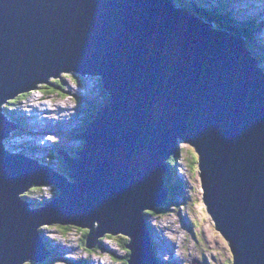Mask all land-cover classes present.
I'll list each match as a JSON object with an SVG mask.
<instances>
[{
    "label": "water",
    "instance_id": "water-1",
    "mask_svg": "<svg viewBox=\"0 0 264 264\" xmlns=\"http://www.w3.org/2000/svg\"><path fill=\"white\" fill-rule=\"evenodd\" d=\"M176 5L0 0V110L51 81L108 96L69 134L75 156L58 151L67 176L5 151L17 127L0 111V264L45 262L41 229L53 225L86 230L89 251L123 237L126 264H159L148 212L169 198L180 142L197 155L199 198L231 264H264V73L241 40ZM44 185L58 194L36 208L22 198Z\"/></svg>",
    "mask_w": 264,
    "mask_h": 264
},
{
    "label": "rangeland",
    "instance_id": "rangeland-1",
    "mask_svg": "<svg viewBox=\"0 0 264 264\" xmlns=\"http://www.w3.org/2000/svg\"><path fill=\"white\" fill-rule=\"evenodd\" d=\"M202 2L206 3L201 7H206L207 10L214 6H226L225 14L227 12L234 13L237 22L241 24L252 19L251 22L255 21L261 25L259 31L258 29L253 31V38L250 42L255 44L253 50L262 57L260 59L261 63L258 65L264 72V0H235L234 7L236 9L232 5L230 7L233 8L228 9L229 0ZM190 3L198 5L194 2ZM201 7L196 6L195 8L200 12ZM225 14H210L209 17L215 19ZM203 18L201 16L199 19L205 23ZM232 19L234 20V18ZM59 86L58 90L42 86L27 94L26 97L18 98L16 102L12 100L3 105L1 109L4 112V117L10 119L9 115L15 118L19 116V119L25 125L24 130H20V135L17 134L19 132L18 128L17 132L11 133L3 141V145L4 150L11 154L33 157L40 163L49 165L67 176V170L62 167L63 162L56 157L55 150H60L61 147L68 149L69 134L94 107V102L90 101L94 99L102 101L104 94L96 82L66 81ZM35 98H37V102H35ZM16 103H20V106H15ZM44 103L46 109L53 108L54 112L40 114L38 108H40V104ZM90 103H92V108L91 106L89 108ZM55 104L61 106L57 105L58 108H55ZM35 114L37 117L33 118ZM35 121L39 123L37 126H43L41 128L43 131L46 129L43 132L44 135L40 134L39 130L38 133L31 132L36 127L32 126ZM55 122L57 124H54ZM39 143L43 144L39 145ZM190 152L196 155L191 146L180 142L175 164L176 172L173 178L181 180L185 184L183 191L177 187L176 195L171 196L170 191L168 192L169 200H167L170 202L168 205V201L162 204L163 212H148L147 222L152 236L151 239L156 244V250L154 251L158 262L162 260L165 264H231V254L227 247L228 242L214 230V224L200 201V190L197 187L196 176L199 171H193V167L190 165V158L196 165L197 155L196 157H190ZM71 156L74 157V154H71ZM170 185L173 186L172 180H170ZM52 188L48 185L31 188L28 193L22 195V198L25 199V195L33 199L49 198ZM173 199L177 201V204H174ZM31 206L36 208L40 205L32 204ZM41 230L43 238L51 243L59 256L58 259L54 257L55 259H52V262L48 261L47 264H67V262L78 260L87 261L88 264H122L125 256L118 240L120 236L101 238L103 249L96 252L93 249L90 250L92 252H88L82 244L84 240L83 231L86 230L74 227H68L65 230V228L57 225L45 226Z\"/></svg>",
    "mask_w": 264,
    "mask_h": 264
},
{
    "label": "trees",
    "instance_id": "trees-1",
    "mask_svg": "<svg viewBox=\"0 0 264 264\" xmlns=\"http://www.w3.org/2000/svg\"><path fill=\"white\" fill-rule=\"evenodd\" d=\"M176 3H177V5H180V6H182L183 8H185V9H190V10H192V12H194V11H196V12H198L199 13V15H200V17L201 16H203L205 19H207L206 21H205V23L208 25V26H210V28H213V29H215V30H217V31H220V32H223L224 34H228L230 37H232V38H237V39H240L242 42H243V44L245 45V47H246V49H247V51L252 55V57L255 59V61H256V63H257V66H258V64L259 63H261V60L260 59H262V57L260 56V55H258V53H256V51H254L253 50V46H255V44L254 43H252V42H250L251 40H252V34H253V31L254 30H256V29H258V31H259V29L261 28V25L259 24V23H256L255 21H252L251 22V20L250 21H245L244 23H240V22H237V21H235V20H233L232 18H234V13H230V12H227L226 14H225V9H226V6H224V7H220V6H214V7H212V8H209L210 10H207V8L206 7H203L204 9H201L202 7L201 6H204L203 4H205L206 2H202L201 4H198V3H200V2H198L197 4L198 5H195V4H191V3H188V1H185V0H183V1H181V0H174ZM206 1H209V2H211L212 0H206ZM232 2V3H231ZM228 3H230V4H227V7H228V9H231V8H233L234 7V3H235V0L233 1V0H229V2ZM230 5H232L233 7H230ZM180 6H178V7H180ZM196 6H198V7H201L200 8V12H199V10H197V8H195ZM217 8V9H216ZM235 8V7H234ZM236 9V8H235ZM213 10V11H212ZM212 11V12H211ZM209 13V14H208ZM195 14V13H194ZM208 14V15H207ZM210 14H216V15H223V14H225L224 16H222V17H220V18H215V19H213L212 17H209V15ZM196 15H198L197 13H196ZM211 16V15H210ZM260 41V40H259ZM262 43V42H261ZM50 86H49V88L50 87H52L53 89H59V85H60V83H58V81L56 82V81H51L50 82ZM59 84V85H58ZM99 86V85H98ZM102 92H105L104 90H102ZM26 95L27 94H24V95H21V96H19L18 98H21V97H26ZM18 98H16L13 102H16V100H18ZM95 100V101H94ZM93 101H90V102H94V106H96V108H94L93 107V113H94V111L96 110V109H98L99 107H101L103 104H105L107 101H108V96H107V94L105 93L104 94V96H103V101H98V99L96 100V99H94ZM89 103V102H88ZM15 106H20V103H16V104H14ZM90 106H91V108H92V103H90L89 104V108H90ZM6 110V109H5ZM7 111V110H6ZM8 113V112H7ZM8 114H12V113H8ZM10 116V121L12 122V121H14L15 123H16V125L19 127V132L17 133L18 135H20V132L21 131H23L24 129L23 128H25V125L23 124V122H22V120L21 119H19V116L17 117V118H15L14 116H12V115H9ZM93 114L91 115V116H89V117H87L85 120H84V122L83 123H81V125H80V127L78 128V129H75V131H76V133H75V135L77 136L78 134H80V133H82V131H84V129H85V127L87 126V124L89 123V121L90 120H92V118H93ZM21 130V131H20ZM81 143V142H80ZM82 146V143L78 146V147H76V148H74V149H71L70 150V155L71 154H75V152H76V150H78V149H80V147ZM61 149H62V147H61ZM63 149H65V148H63ZM68 150V149H67ZM69 151V150H68ZM55 152H57V150L55 151ZM189 155H190V157L191 156H195L196 157V155H194L192 152H190L189 153ZM75 156V155H74ZM57 157V156H56ZM60 157V156H59ZM59 159V158H58ZM60 160V159H59ZM190 165L193 167V171H197V166L196 165H194V163L191 161V158H190ZM168 163H169V165H170V169H171V175H165L164 177H163V180H164V182H165V185H166V187L168 188V190L170 191V193L169 194H171V196L172 195H176V190H178V189H176L177 187L179 188V189H181V191H183V189H184V187H185V184H183V182L181 181V180H178V179H176V178H173V175L175 174V172H176V168H175V164H176V158H173V157H171L170 159H169V161H168ZM62 167H64L65 168V166L64 165H62ZM58 171V170H57ZM170 180H172V182H173V186L172 185H170ZM168 182V183H167ZM174 188H175V190H174ZM50 195H49V198H39V199H33V198H30V196H28V195H25L24 196V198L32 205V204H36V205H41V204H43L45 201H48V200H50L51 198H53L55 195H57L58 193H57V191L54 189V188H52V191H51V193H49ZM175 199V198H174ZM172 200V201H174V204H177V201L176 200ZM169 200V199H168ZM167 200V201H168ZM170 201H168L167 202V205H168V203H169ZM164 208H162V207H160V208H157V209H155L154 211H152V212H155V213H161V212H163L164 210H163ZM149 226V225H148ZM71 228V227H70ZM68 229V227H65V230H67ZM150 229V228H149ZM83 242H82V244H83V246H85V238H86V236H87V231H83ZM108 237H110V236H108ZM111 238V237H110ZM112 239H114V238H112ZM116 239V238H115ZM44 240H45V245L47 244H49L48 246H49V248L52 250V254L50 253V259L48 260V261H50V262H52V259H55L54 257H56L57 259L59 258V256L57 255V250L54 248V247H51L52 245H51V243L47 240V239H45L44 238ZM118 240L120 241V244H121V248L124 250V253H125V256L123 257V261H122V264H126V260H127V258H128V252L125 250V244L127 243V239H125V238H123V237H119L118 238ZM152 242H153V240H152ZM81 244V245H82ZM153 246H154V250H156V244L155 243H153ZM99 249H103V245H102V243H101V241H100V244L98 245V247L94 250L95 252L97 251V250H99ZM88 252H92V251H89V250H87ZM113 260V259H112ZM77 262H84V263H88L87 261H83V260H78ZM159 264H165V263H163V261L161 260V261H159L158 262ZM75 264V263H74Z\"/></svg>",
    "mask_w": 264,
    "mask_h": 264
},
{
    "label": "bare ground",
    "instance_id": "bare-ground-1",
    "mask_svg": "<svg viewBox=\"0 0 264 264\" xmlns=\"http://www.w3.org/2000/svg\"><path fill=\"white\" fill-rule=\"evenodd\" d=\"M192 3L194 2V3H198V2H200V3H202V0H192L191 1ZM177 7L178 6H180V5H176ZM179 9H182V10H184V8L182 7V6H180V7H178ZM201 9H204L203 7L201 8ZM192 11V10H191ZM192 13H195L194 15L196 16V13L198 14V16H196L195 18H197L198 20H200L199 18H201L200 17V15H199V13L198 12H196V11H194V12H192ZM204 19V21H206L207 19H205V18H203ZM203 22V21H202ZM209 28H210V26H209ZM42 87V86H41ZM40 99V97L38 98V100ZM37 100V98H35V102H37L38 101ZM61 106L60 104H55V108L57 107L58 108V106ZM51 110V111H50ZM54 109L52 108H50V109H46V106H45V103L44 104H40V108H38V111H39V113L40 114H43V112H49V113H51V112H54L53 111ZM41 111H42V113H41ZM45 114V113H44ZM57 115V114H56ZM35 117H37V115L35 114L34 115V118ZM57 122H60V121H57ZM12 123H14L15 124V126L17 127V125H16V123L14 122V121H12ZM37 124H39L38 122H34V124L32 125V126H36V127H34L32 130H31V132H33V133H38V130H39V132H40V134H42V135H44V133L43 132H45V130L43 131L41 128H43V126H37ZM54 124H57L56 122L54 123ZM42 132V133H41ZM36 136V135H35ZM45 141H48V140H45ZM43 143H39V145H42ZM49 245V244H48ZM47 244H46V248L49 250V253H51L52 254V250L49 248V246H48ZM51 247H53V246H51Z\"/></svg>",
    "mask_w": 264,
    "mask_h": 264
},
{
    "label": "flooded vegetation",
    "instance_id": "flooded-vegetation-1",
    "mask_svg": "<svg viewBox=\"0 0 264 264\" xmlns=\"http://www.w3.org/2000/svg\"><path fill=\"white\" fill-rule=\"evenodd\" d=\"M57 158L60 159V157H59L58 155H57ZM60 160H61V159H60ZM48 260H49V259H46V261L43 262L42 264H47V263H48ZM37 264H39V263H37ZM67 264H74V263H73V261H71L70 263L67 262Z\"/></svg>",
    "mask_w": 264,
    "mask_h": 264
}]
</instances>
